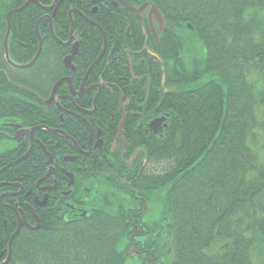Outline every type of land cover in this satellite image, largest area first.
Instances as JSON below:
<instances>
[{
    "label": "trees",
    "instance_id": "1",
    "mask_svg": "<svg viewBox=\"0 0 264 264\" xmlns=\"http://www.w3.org/2000/svg\"><path fill=\"white\" fill-rule=\"evenodd\" d=\"M26 1L0 0V122H41L37 105L60 76H71L79 88L106 44L85 79L93 89L75 100L93 108L95 84L104 83L86 118L103 129L109 147L114 139L107 131L121 122L123 106L133 131L123 127L131 148L125 159L116 142V170L106 165L92 173L87 165L76 175L74 188L87 187L88 214L62 219L60 211L43 212L45 227L22 229L7 264H124L127 258L138 264H264V22L256 19L264 18V0H127L162 13L157 37L149 25L145 34L139 17L117 0H102L96 10L93 0H63L54 16L35 3L12 13L8 48L15 63L35 57L36 25L50 14L60 40L69 38L72 22L81 39L76 71L66 68L70 47L54 39L47 19L39 23L37 60L23 69L8 64L7 14ZM247 14L254 24L244 21ZM28 94L36 103L20 99ZM227 102L225 124L220 116ZM254 106L260 107L259 124L251 123ZM159 116H166L165 131H147ZM108 120L117 124L107 126Z\"/></svg>",
    "mask_w": 264,
    "mask_h": 264
},
{
    "label": "flooded vegetation",
    "instance_id": "2",
    "mask_svg": "<svg viewBox=\"0 0 264 264\" xmlns=\"http://www.w3.org/2000/svg\"><path fill=\"white\" fill-rule=\"evenodd\" d=\"M105 50L106 47L95 61L102 58ZM92 89L93 87L84 89L79 97ZM71 90L70 86L67 93L57 90L52 99L51 95L48 96L45 101L49 104V109L38 108V116H42L41 122H0V227L3 229L0 233L6 239L11 237L19 224L20 230H32L34 219H40L41 214L48 210L60 211L61 218L65 219L88 214L86 203L89 195L85 193L87 187L79 184L74 188L76 175L71 176L73 181L70 184L71 177H66L65 172H79L84 166L94 162L93 158L98 154L108 161L109 156L115 155L113 153L120 144L114 140L109 147L103 129L90 126V122L86 120V116L93 114L97 107L94 105L93 108H85L78 105ZM128 102L126 104H130L129 100ZM130 113L133 116V103ZM84 121L91 129L90 134L84 133ZM127 143L128 141L121 142V159H125L126 153L122 151V146L128 149ZM88 151L91 156H88ZM43 159L50 161L51 165L45 167ZM67 187H71L72 191L69 192ZM7 224L10 226L7 227ZM3 237L0 236V245ZM1 254L5 257L7 251L3 250ZM3 257H0V264Z\"/></svg>",
    "mask_w": 264,
    "mask_h": 264
},
{
    "label": "bare ground",
    "instance_id": "3",
    "mask_svg": "<svg viewBox=\"0 0 264 264\" xmlns=\"http://www.w3.org/2000/svg\"><path fill=\"white\" fill-rule=\"evenodd\" d=\"M58 1L59 0H55V2L56 3H58ZM94 2H96V6H95V9H98V4L102 1V0H93ZM107 1H109L110 2V0H107ZM30 3H35V4H37L43 11H46V10H48L46 7H48V6H46L45 4H43V3H39V1L38 0H31L30 1ZM39 3V4H38ZM17 9H19V8H13L12 10H10V11H13L14 12V10H16V11H21V10H17ZM9 13V12H8ZM7 16H8V14H7ZM250 14H247V15H245L244 16V18H245V22H247L248 23V25H251V24H254V22L256 21L255 19H253V18H250ZM49 18L50 17H47L46 19L47 20H49ZM260 19V22L262 21V22H264V18L263 17H260L258 14L256 15V19ZM254 21V22H253ZM261 22V23H262ZM264 26V25H263ZM72 36H73V34H70V36H69V38L66 40V42L63 44V46L64 47H69V46H76L75 47V49L77 50V52H79V49H78V46L80 45V42H81V39L77 36V35H75L74 34V38H75V40L74 41H71V38H72ZM184 42H185V44L186 45H188L190 48V50H192V49H194L195 48V46H194V44L193 43H191V42H189V41H187V39L186 40H184ZM126 49H127V46H126ZM125 49V50H126ZM128 50V49H127ZM128 52H132L133 53V51H129L128 50ZM66 68L68 69V70H72V71H76L77 70V67L75 68V69H70L69 67H67L66 66ZM64 74H62L60 77H61V80H62V82H61V84H68L69 83V81H70V79H71V76H69V75H65V76H63ZM162 80H164L165 81V75L163 74V79ZM184 86H186V84L184 85ZM186 87H188V86H186ZM189 87H191V86H189ZM76 91H77V93H76ZM83 89H81V88H78V89H72L71 90V95L73 96V97H79L82 93H83ZM20 92V91H19ZM23 92H27V91H24L23 90ZM67 92H68V90H67ZM66 92V93H67ZM28 96H29V94H28ZM23 97V98H22ZM22 97H20V99L21 100H25L24 98H26V99H28V101L29 102H31V103H36V95H34V94H31V97L29 96V97H27V96H24V95H22ZM228 104H229V102H227L226 104H223V111L221 112V121H223L225 124H227V123H229V121H228V113L226 112V110H227V106H228ZM49 104L48 103H46V101L45 100H43V101H41V103H38V108L39 109H41V110H48L49 109V106H48ZM260 107L259 106H254V109H253V111L251 112L252 113V121H251V123L252 124H259L260 123V119H259V117L256 115V110L257 109H259ZM18 119H21V117L20 116H18L17 117ZM23 118V117H22ZM156 118H152L150 121H149V123H148V126H147V128H148V130H150L151 132H153L154 134H162L164 131H165V127H163V126H165V123H166V117L164 118V120H162L160 123L159 122H157L156 124H154V125H150L151 124V122H153L154 120H155ZM86 120H87V122H90V121H93V120H91V119H87L86 118ZM126 120V119H125ZM125 120H124V123L122 124V123H114V122H112L111 120H108V122H107V126H112V124L114 123V125L115 124H117V126H116V129H108V136L110 137V138H112V139H114V140H116L117 142H119L120 144H121V142L122 141H128V136L127 135H125V133H123V127L124 126H126V124H128L130 127H131V129H132V131H133V123L130 121L129 123H128V120H126V123H125ZM84 124H85V126L83 127L84 128V133L85 134H90V132H91V129L89 128V126L87 125L86 126V123H85V121H84ZM90 126H92V123L90 122ZM66 135V134H65ZM67 135H69V136H72L71 134H69V133H67ZM66 135V136H67ZM73 139V138H72ZM139 142H142V139H140L139 140ZM127 147H128V143H127ZM131 150V148H129L128 147V149H126V146H122V151L124 152V153H130L129 151ZM132 152V151H131ZM88 153V156H91L92 154H91V152L90 151H88L87 152ZM109 158L112 160V162L110 163V162H106V164L104 163V158L100 155V154H98V155H96V156H94V162H91L90 163V165H89V167H90V170H92V171H101V170H107L106 169V165H112V168L114 169V170H116L117 169V166H116V161L114 160V158L112 157V156H109ZM42 164L45 166V167H48V166H50L51 165V162L50 161H47L46 159H43V161H42ZM97 165H100V166H97ZM74 175H77V176H81V174L80 173H78V172H72L71 171V173H68L67 171L65 172V176L66 177H71V176H74ZM85 179H86V177H85ZM59 180L61 181V177H59ZM5 184H7V183H5ZM67 188H69V192L70 191H72V188L71 187H67ZM162 191H164L165 192V190L164 189H162ZM52 218H54V216L52 217ZM29 220V219H28ZM25 221L27 222V218L25 219ZM29 222V221H28ZM50 222V224H52V222L51 221H49ZM30 223V222H29ZM31 224V223H30ZM44 224V225H43ZM7 227H9L10 226V224H7L6 225ZM42 227H45V220H41V218L40 219H34V223H33V228H32V230H37V229H42ZM20 228H21V224H19V226H18V228L12 233V235H11V237H9V238H7L6 239V237H3V234L2 233H0V236H2L3 237V241H2V243H1V245H0V252L1 251H3V250H6L7 251V254H6V256L5 257H3L4 256V254H1L0 255V257H3L2 258V263H4V264H7L8 262H9V260H10V258H11V256H12V249H13V243H14V240L17 238V236L19 235V233L21 232V230H20ZM113 249H114V252L116 253L117 251H118V247H116V245L114 244V247H113ZM133 252V251H132ZM128 259L129 258H127L126 259V261H125V263L124 264H126L127 263V261H128ZM163 259V257H161L160 258V260H162ZM129 261H130V259H129ZM155 264H160V263H155Z\"/></svg>",
    "mask_w": 264,
    "mask_h": 264
},
{
    "label": "water",
    "instance_id": "4",
    "mask_svg": "<svg viewBox=\"0 0 264 264\" xmlns=\"http://www.w3.org/2000/svg\"><path fill=\"white\" fill-rule=\"evenodd\" d=\"M31 0H28L21 8L17 9V10H22L24 9L29 3H30ZM123 4H125L129 10L133 11L134 13L140 15L141 14V11L146 7V5L140 7L139 9H136L132 6H130L126 0H120ZM56 2H54L51 6L49 7H46L47 9H52L54 7ZM39 4V3H38ZM58 6V5H57ZM16 11V10H15ZM74 11V10H73ZM13 11L9 12L8 13V16H7V21H8V31H7V34H6V37H5V58L6 60L8 61V63L14 67V68H18V69H21V68H25V67H28V66H31L38 58L40 52H41V49H42V40H41V37H40V45H39V48H38V51L35 55V57L33 58V60L27 64V65H18L16 63H14L11 59H10V56H9V52H8V47H7V39H8V33H9V30H10V17H11V14H12ZM154 12L157 16V18L159 19L160 23H163L162 21V18L161 16L159 15L157 9L155 7H153L151 9V13ZM72 13V12H71ZM53 33V32H52ZM72 33V32H71ZM55 36V35H54ZM73 40V36L71 38V41ZM65 43V42H64ZM63 43V44H64ZM76 46H73L72 49H71V54L69 56H67L65 59H64V64L67 66V67H72L74 68V66H72V59L74 57V55L77 53V50L75 49ZM62 82V80H59L56 85L54 86L53 90H52V93H51V98H53V95L55 94L56 92V89L57 87L60 85V83ZM81 88L83 89L84 88V82H82V85H81ZM124 119H125V115L123 117V120L121 121V123L123 124L124 123ZM162 120H164V118H156L153 122H151L150 125H154L156 124L157 122H161Z\"/></svg>",
    "mask_w": 264,
    "mask_h": 264
},
{
    "label": "rangeland",
    "instance_id": "5",
    "mask_svg": "<svg viewBox=\"0 0 264 264\" xmlns=\"http://www.w3.org/2000/svg\"><path fill=\"white\" fill-rule=\"evenodd\" d=\"M153 27H154L155 30L157 29L156 24H154ZM187 52L190 53L189 51H187ZM157 215H158V210L155 209V210L152 212L151 216L154 217V216H157ZM148 217H149V216H148ZM129 259H130V258H129ZM129 259H128V261H127L126 264H138V261L135 262V261L133 260V258L130 259V261H129Z\"/></svg>",
    "mask_w": 264,
    "mask_h": 264
}]
</instances>
